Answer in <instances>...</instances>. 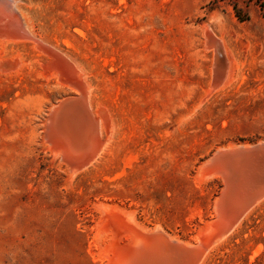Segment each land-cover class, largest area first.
I'll return each instance as SVG.
<instances>
[{
  "label": "rangeland",
  "instance_id": "1",
  "mask_svg": "<svg viewBox=\"0 0 264 264\" xmlns=\"http://www.w3.org/2000/svg\"><path fill=\"white\" fill-rule=\"evenodd\" d=\"M12 1L37 36L0 43V264H114L135 223L211 244L224 183L201 166L264 145V0ZM39 41L76 68L60 78ZM64 78L107 129L77 175L45 140L53 108L79 96ZM204 264H264V201Z\"/></svg>",
  "mask_w": 264,
  "mask_h": 264
},
{
  "label": "bare ground",
  "instance_id": "2",
  "mask_svg": "<svg viewBox=\"0 0 264 264\" xmlns=\"http://www.w3.org/2000/svg\"><path fill=\"white\" fill-rule=\"evenodd\" d=\"M26 15L21 11V8L17 7L16 2H13L12 0H0V43L23 44L36 40L37 35L34 33ZM37 43V47L39 49L46 51L48 54L53 56L54 60L51 63L53 66L60 69L58 71L59 74L57 73L60 78L63 76L66 77L71 73L67 72V69L70 70L71 68V71H73L75 63L72 62V59H70L68 55L64 54L60 50H57L56 48H49L45 46V44L41 41ZM67 59H70V61ZM71 63H73V67ZM2 67L6 69L7 67H10V65L3 64ZM55 77L57 78V76ZM66 79L67 78H64L62 80L69 82L72 87L77 89L79 96L78 98H66L60 102V105L53 108V110L56 112V115L47 122V135L45 140L48 144V149L55 156H57L61 162H64L70 166H74L71 173L75 175L79 169L84 168L89 163H92L93 165V162L96 161V157L98 155L100 157L101 154H99V152L103 151L101 150L103 149L102 146H105V143L103 145L102 135L107 129L104 124V120H102V118L98 119L99 116H96L98 112H95V108L92 105V100H90V95L86 86L83 83H79L76 79ZM84 81L85 80H83V82ZM64 102H67V104H65L62 108V104ZM105 115L106 118L109 117L107 114ZM233 146L234 144H230L225 149H231ZM245 146L249 147V144H245ZM242 161L246 162L244 163ZM230 162V166L219 164L216 167H207L205 164H203L200 168V175L209 179L219 178L225 185H227L226 188L228 191L227 195L230 198L229 200H232V198L236 196L237 201L235 203L237 205L234 203L236 206L226 209V212L228 213L227 216H233L235 218V222H233L228 232L223 233L221 228L226 220L224 221L223 219H220V217L216 219V214L217 216L222 214L220 198H218L215 201V217L213 221L209 223V225L207 224L208 228H206L207 234L213 236L214 238V241L208 245L207 250L200 251L198 247L192 245L191 243L181 241L178 237L170 236L165 232H162L163 236H161V239L158 241V244H160L159 246H161L160 249H155V246L152 245V242L149 240L148 236L151 233H154L156 230L160 231V227L158 226L155 229H149L144 225L135 223L136 228L139 229L135 231L133 238L138 249L137 252L134 253L133 249H131L124 255L119 254V257L114 264H134L138 260V264H204L205 259L210 256L213 250H215L218 246L220 247L225 239L236 231L240 223L251 213L255 206L264 201V182L257 186H253L252 184L248 183V181H250L251 173L254 172L253 160H244L243 157H240L230 160ZM83 172L85 171H82V173ZM235 193L237 195H235ZM116 209V211L120 210H118L117 207ZM112 210H108V212ZM108 212H106V214ZM126 214H128V212H126ZM131 216L132 215H129V217ZM132 219L131 221L136 222V220ZM118 223L120 225L119 221ZM129 237L130 236H128V238ZM200 238L201 236H199V239ZM171 241H175L183 248H179V250H169L167 245ZM186 251H192V254L188 255ZM186 255L191 258L189 262L186 259Z\"/></svg>",
  "mask_w": 264,
  "mask_h": 264
},
{
  "label": "water",
  "instance_id": "3",
  "mask_svg": "<svg viewBox=\"0 0 264 264\" xmlns=\"http://www.w3.org/2000/svg\"><path fill=\"white\" fill-rule=\"evenodd\" d=\"M78 98V97H76ZM67 104V102H64L62 104V108L63 106ZM60 105V104H59ZM51 118H54V112L51 113ZM50 118V119H51ZM49 119V120H50ZM48 120V121H49ZM46 135L47 133L45 132V139H46ZM243 157L244 160H253V167H254V172L251 173L250 175V181H248L249 184H252L253 186H257L260 183L264 182V145L259 143V144H249V147H246L245 145L242 144H236L234 145L231 149H221L218 150L211 158H209L207 160V162L205 163V165L207 167H216L219 164H225L230 166L231 162L230 160L236 159V158H240ZM242 162H246V161H242ZM236 172V171H235ZM234 172V174H235ZM238 177V176H237ZM227 185L224 184L222 192L220 194V196L218 198H220V207L222 210V214L219 216H217L216 214V219H218V217H220V219H223L225 221V223L223 224L222 231L223 233H226L229 231V229L231 228L233 222H235V218L233 216H227V212L226 209H230L232 208V206H236L237 204L235 203L237 201L236 196L232 198V200H229V196L228 191H227ZM235 195H237L235 193ZM217 198V199H218ZM231 203V204H229ZM236 205H235V204ZM161 236H163L162 232L159 230H156L154 233H151L148 237L149 240L152 242V245L155 246L154 248L156 249H160L161 246H159L160 244H158L159 240L161 239ZM192 244V243H191ZM194 245V244H192ZM152 246V247H153ZM196 247H198V249H200V251H204L207 250V247H203V246H197L194 245ZM167 248L169 250L173 249V250H179L182 249V246H179L175 241H171L170 243H168ZM137 247L136 245L133 248L134 253L137 252ZM188 255L192 254V251H186ZM188 255H186V259L189 260L191 259ZM139 260L134 263V264H138ZM190 264V263H189Z\"/></svg>",
  "mask_w": 264,
  "mask_h": 264
},
{
  "label": "trees",
  "instance_id": "4",
  "mask_svg": "<svg viewBox=\"0 0 264 264\" xmlns=\"http://www.w3.org/2000/svg\"><path fill=\"white\" fill-rule=\"evenodd\" d=\"M220 1H221V0H218V2H220ZM215 2H217V0H213V1H210V2L208 3V6L210 7L211 10H213V9L215 8V7H214V5L216 4ZM218 2H217V3H218ZM215 6H216V5H215ZM234 10H235L237 16L240 18L239 11L237 10L236 7L234 8Z\"/></svg>",
  "mask_w": 264,
  "mask_h": 264
}]
</instances>
